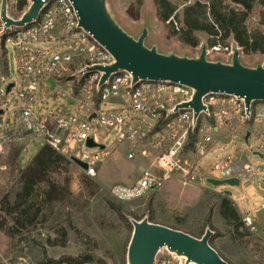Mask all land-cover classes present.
Here are the masks:
<instances>
[{"label":"built area","instance_id":"built-area-1","mask_svg":"<svg viewBox=\"0 0 264 264\" xmlns=\"http://www.w3.org/2000/svg\"><path fill=\"white\" fill-rule=\"evenodd\" d=\"M17 1L6 0L7 14L15 19L25 10L17 17L9 14ZM194 1L183 0L181 6ZM79 20L70 0H47L38 16L22 27L5 28L0 18V157L14 158L15 152L41 141L70 161L73 157L84 163L86 168L79 169L93 178L122 150L137 172L131 183L106 188L120 202L149 196L171 179L203 190H209L208 184L227 195L224 185L213 186L209 179L237 178L239 185L253 182L264 195L263 163L243 161L236 145L240 139L246 150L264 158V100H252L246 107L238 95L207 92L196 114L190 104L194 90L180 82L134 80L126 69L111 71L101 80L105 71L93 67H107L115 60ZM166 23L178 29L173 16ZM38 42L55 45L45 48ZM9 48L14 53L13 74ZM212 53L227 60L232 43L216 40L207 46L208 56ZM49 92L58 101L53 109L37 96ZM218 150L225 154L217 155ZM254 218V213L242 214L250 232L257 230ZM154 264L187 263L161 249Z\"/></svg>","mask_w":264,"mask_h":264},{"label":"rangeland","instance_id":"rangeland-1","mask_svg":"<svg viewBox=\"0 0 264 264\" xmlns=\"http://www.w3.org/2000/svg\"><path fill=\"white\" fill-rule=\"evenodd\" d=\"M141 1L139 10L135 6L136 0H108V7L128 32L136 35L143 25L147 26L150 31L148 43L155 41L159 49L171 48L179 54L189 55L198 52L202 38L207 39L205 36L200 34V44L196 48L181 44L170 33L169 26L158 19L154 1ZM182 2V0H176L179 9ZM131 3H134V7L130 9ZM258 11V7L253 9L247 19V25L249 28L259 27L264 33V24L260 23ZM9 14L17 17L20 13L10 9ZM37 44L45 48L55 45L51 42H38ZM8 57L13 74L15 60L11 48H9ZM241 57L242 62L249 66H254L264 58L261 55L244 53ZM209 58L212 60L225 59L214 53ZM15 81L17 82V79ZM15 91L16 88L10 98V103L15 98ZM37 96L38 99L44 98L48 109H53L58 104L57 100L50 98V92L44 97L40 94ZM71 110L74 109L71 108ZM10 114L11 110L6 112V116ZM78 115L82 114L78 112ZM105 144L108 145L109 140H106ZM236 145L237 154L243 161L254 165L264 160L246 150L241 145L240 139H237ZM43 146L41 141L32 142L26 150L18 152L16 156L13 154L15 160L0 157V167L7 165L6 169H0V201L5 194L12 195L17 189L12 164L17 165L18 168H24ZM67 169L65 172L53 175L54 180L62 185L66 196L63 195L62 199L42 208L41 215L17 235L21 240L18 238L12 240L0 230V264H68L60 260L64 256L77 257L85 252L92 257V260L85 264H127L126 253L130 240L128 230L109 203H113L115 207L124 212L131 211L141 214L143 216L141 219H143L148 218L149 211L146 205L150 199H152L153 214L157 220L175 224L174 217H179L183 223L182 228L193 234L200 231L212 209L211 221L221 234L213 240L218 252L231 264H264V240L261 239L258 228L256 232L248 230L249 234L235 239L229 229L221 223L214 208L218 203L217 193L220 194L218 188L212 190L215 187L207 184L206 187L209 190H203L181 185L175 179H171L164 183L159 191L149 196L132 202H120L110 197L106 188L116 183L128 184L135 179L137 172L135 165L125 158L124 151L121 150L108 158L100 167L98 175L93 177L89 183L81 181L83 172L73 162ZM254 186L255 184L251 181H243L238 187L225 185L224 189L234 197L233 202L238 210L242 212L246 209L249 212L256 210L258 220L263 221L264 199L254 197ZM43 189L42 184L37 188V194ZM35 197L37 200L40 199V196ZM3 218L8 224L11 223L10 217L4 213L0 204V219ZM128 218L131 223L133 218L130 216ZM60 226L67 229L66 245L63 247L50 246L47 241L49 238L57 237L55 231ZM74 229L80 231L82 235Z\"/></svg>","mask_w":264,"mask_h":264},{"label":"water","instance_id":"water-1","mask_svg":"<svg viewBox=\"0 0 264 264\" xmlns=\"http://www.w3.org/2000/svg\"><path fill=\"white\" fill-rule=\"evenodd\" d=\"M79 15V24L89 30L94 38L113 56L114 63L93 69L111 71L126 69L133 79L170 80L193 88L190 103L197 114L202 109L201 97L207 92H225L244 98L246 107L252 100H264V63L254 66L242 62V50L232 43V53L227 60L210 59L206 40H201L198 52L179 54L175 50L163 51L157 43H148L150 31L142 26L135 35L128 32L108 7V0H70ZM47 0H28L20 17L12 18L6 11V0H0V18L4 27H22L38 16ZM11 85L8 86V89ZM184 106H186L184 104ZM88 145L92 146L89 140ZM262 156L261 154L259 155ZM71 161L85 169L86 165L75 158ZM264 168V164L261 166ZM213 186L238 187L237 178L209 179ZM229 196L228 191H224ZM132 233L127 246V264H154L161 249L185 259L187 264H229L209 244L213 231L206 228L200 238L184 231L150 222L146 217L131 220Z\"/></svg>","mask_w":264,"mask_h":264},{"label":"trees","instance_id":"trees-1","mask_svg":"<svg viewBox=\"0 0 264 264\" xmlns=\"http://www.w3.org/2000/svg\"><path fill=\"white\" fill-rule=\"evenodd\" d=\"M153 1L157 17L160 21L166 23L172 16L177 21L178 29L172 23L166 24L169 26L170 33L185 46L196 48L200 44V34H205L207 35L208 45H212L216 40L223 44L233 40L244 54L264 56V33L259 27L249 28L247 25V19L255 7L259 8L260 23L264 24V0H196L193 3L181 6L180 9L176 0ZM141 4V0H136L135 6L137 10H139ZM26 6L27 0H18L12 10L21 13ZM133 7L134 3H131L129 8ZM17 153L15 152L14 155L16 156ZM71 163L63 154L48 145H44L24 168H18L17 165L12 164L17 189L12 195L5 194L0 201L1 208L10 217L11 223L8 224L4 218L0 219V230L12 240H16L17 238L19 240L20 238L17 235L41 215L42 208L62 199L63 195L66 196L62 185L54 180L53 175L67 171ZM81 181L89 183L92 181V178L83 173ZM42 184L44 189L41 193L37 194V188ZM35 196H40V199L37 200ZM217 200L218 203L214 208L219 215L221 223L232 233V237L240 239L249 234L248 229L243 226L241 220L242 214L233 200L226 195L218 193ZM109 206L115 210L120 220L127 227L130 237L132 226L128 216L135 220H140L143 216L131 211L124 212L122 209L115 207L113 203H109ZM146 208L149 211L147 219L150 222L184 231L197 238L203 235L206 228L211 229L213 235L209 239L210 246L225 261L231 264L214 246V238L221 234L211 221L210 215L212 209H210L200 231L193 234L182 228L183 223L179 217H174L175 224L157 220L153 214L152 199L149 200ZM74 231L82 235L80 231L75 229ZM55 232L57 237L49 238L47 243L50 246H65L67 242V229L64 226H60ZM91 260V255L85 252L77 257L64 256L60 262L85 264ZM49 262L51 261L49 260Z\"/></svg>","mask_w":264,"mask_h":264},{"label":"crops","instance_id":"crops-1","mask_svg":"<svg viewBox=\"0 0 264 264\" xmlns=\"http://www.w3.org/2000/svg\"><path fill=\"white\" fill-rule=\"evenodd\" d=\"M201 35H203V36H205V37L207 38V35H205V34H201ZM202 40H205V39L202 38ZM206 40H207V39H206ZM231 42H232V43H235L233 40H231ZM162 50H163V51H170V50H172V49H171V48H163ZM219 149H220V148H219ZM216 154H217V155H224L225 152L222 151V150H218ZM263 159H264V158H263ZM260 163H263V164H264V160L261 161V162H257L256 164H260ZM254 192H255V194H254V197H255V198H257V199H264V195H262V193H261L260 191H258V190H254ZM231 199L234 201V197L231 196ZM262 206H264V205H262ZM239 211H240L241 214H244V213H250V214L254 213V214H255V218H254V220H255V224H256V226H257L259 232H260L259 235H260L261 239L264 240V220H263V221H262V220H260V221L258 220V217H257V215H256V210H255V212H249V211L246 209L244 212H242V211L239 209Z\"/></svg>","mask_w":264,"mask_h":264}]
</instances>
